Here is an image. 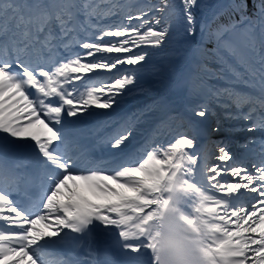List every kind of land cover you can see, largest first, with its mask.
I'll return each mask as SVG.
<instances>
[{
    "label": "snow or ice",
    "instance_id": "snow-or-ice-1",
    "mask_svg": "<svg viewBox=\"0 0 264 264\" xmlns=\"http://www.w3.org/2000/svg\"><path fill=\"white\" fill-rule=\"evenodd\" d=\"M176 176L264 264V0H0V264H156Z\"/></svg>",
    "mask_w": 264,
    "mask_h": 264
},
{
    "label": "clouds",
    "instance_id": "clouds-1",
    "mask_svg": "<svg viewBox=\"0 0 264 264\" xmlns=\"http://www.w3.org/2000/svg\"><path fill=\"white\" fill-rule=\"evenodd\" d=\"M193 195H199V201L189 204ZM205 203L203 195L179 176L165 185L148 225L156 264H212L209 240L216 235L217 222Z\"/></svg>",
    "mask_w": 264,
    "mask_h": 264
}]
</instances>
